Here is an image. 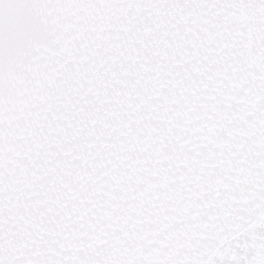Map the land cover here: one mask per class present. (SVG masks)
<instances>
[{
    "label": "snow or ice",
    "instance_id": "6c2138e0",
    "mask_svg": "<svg viewBox=\"0 0 264 264\" xmlns=\"http://www.w3.org/2000/svg\"><path fill=\"white\" fill-rule=\"evenodd\" d=\"M0 264H264V0H0Z\"/></svg>",
    "mask_w": 264,
    "mask_h": 264
}]
</instances>
